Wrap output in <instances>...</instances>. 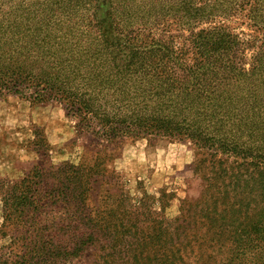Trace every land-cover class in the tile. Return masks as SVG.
I'll use <instances>...</instances> for the list:
<instances>
[{"label":"trees","instance_id":"trees-1","mask_svg":"<svg viewBox=\"0 0 264 264\" xmlns=\"http://www.w3.org/2000/svg\"><path fill=\"white\" fill-rule=\"evenodd\" d=\"M10 3L0 98L58 103L93 148L54 164L46 146L0 178L3 224L18 227L0 264L90 248V264H264V0H107L103 17L98 0H42L35 19ZM143 137L195 148L202 190L174 217L160 213L171 194L131 195L108 166L109 148Z\"/></svg>","mask_w":264,"mask_h":264},{"label":"rangeland","instance_id":"rangeland-1","mask_svg":"<svg viewBox=\"0 0 264 264\" xmlns=\"http://www.w3.org/2000/svg\"><path fill=\"white\" fill-rule=\"evenodd\" d=\"M10 1L13 0H4L2 19L11 17ZM41 1L14 0L21 11L17 19H35L33 12ZM46 1H50L52 6L58 1L61 6L65 4V0ZM98 1L99 16L103 17L107 0ZM57 18L64 19V16L53 17ZM234 25L237 27V24ZM238 29L247 31L244 24H239ZM249 54L244 52L245 62L249 60ZM90 143L88 137L75 133L73 120L66 116L58 103H38L17 96L0 98V178L10 182L21 178L41 163V151L46 146L49 147L48 156L52 163L64 160L76 163L86 150L93 148ZM108 152V166L120 173L124 187L131 195L136 196L141 190L153 194L155 198L160 197L161 191L171 194L160 200L165 207L160 213L168 218L177 214L181 199L196 200L200 196L202 181L193 171L195 148L188 142L143 137L125 141L116 149L109 148ZM159 202L154 204L157 210H160ZM17 228L10 223L4 226L0 198V249H4L3 254L7 245L16 249L17 244L10 243V234L15 233ZM93 254L94 249L90 248L73 263L90 264Z\"/></svg>","mask_w":264,"mask_h":264}]
</instances>
